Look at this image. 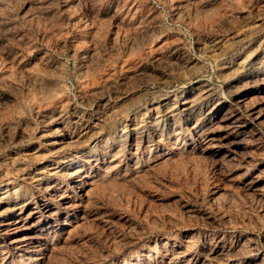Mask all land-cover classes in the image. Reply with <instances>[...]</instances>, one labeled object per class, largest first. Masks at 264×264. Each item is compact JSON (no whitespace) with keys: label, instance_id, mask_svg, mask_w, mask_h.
I'll return each instance as SVG.
<instances>
[{"label":"rangeland","instance_id":"rangeland-1","mask_svg":"<svg viewBox=\"0 0 264 264\" xmlns=\"http://www.w3.org/2000/svg\"><path fill=\"white\" fill-rule=\"evenodd\" d=\"M0 264H264V0H0Z\"/></svg>","mask_w":264,"mask_h":264}]
</instances>
